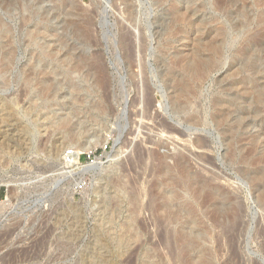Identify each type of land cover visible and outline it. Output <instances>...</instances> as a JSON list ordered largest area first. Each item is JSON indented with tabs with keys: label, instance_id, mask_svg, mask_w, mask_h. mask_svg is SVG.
Here are the masks:
<instances>
[{
	"label": "rangeland",
	"instance_id": "rangeland-1",
	"mask_svg": "<svg viewBox=\"0 0 264 264\" xmlns=\"http://www.w3.org/2000/svg\"><path fill=\"white\" fill-rule=\"evenodd\" d=\"M0 186V264H264V0H0Z\"/></svg>",
	"mask_w": 264,
	"mask_h": 264
},
{
	"label": "built area",
	"instance_id": "built-area-1",
	"mask_svg": "<svg viewBox=\"0 0 264 264\" xmlns=\"http://www.w3.org/2000/svg\"><path fill=\"white\" fill-rule=\"evenodd\" d=\"M111 140H108L105 144H100L95 146L90 152L85 151L79 154V161L82 163L81 156L85 154L87 156L88 162L83 165H88L92 163L102 164L109 160V151L111 150ZM78 155L77 148L75 146H70L67 148L62 155V162L66 168H72L75 163V156ZM86 179H80L75 183V189L80 192L86 188ZM1 188V186H0ZM7 196V195H6ZM2 200V199H1Z\"/></svg>",
	"mask_w": 264,
	"mask_h": 264
},
{
	"label": "bare ground",
	"instance_id": "bare-ground-1",
	"mask_svg": "<svg viewBox=\"0 0 264 264\" xmlns=\"http://www.w3.org/2000/svg\"><path fill=\"white\" fill-rule=\"evenodd\" d=\"M186 20H187V18H186ZM213 60V59H212ZM198 64V63H197ZM200 64V63H199ZM195 65V64H194ZM206 66V65H205ZM200 67V66H199ZM206 68V67H205ZM204 68V69H205ZM192 69V68H191ZM194 69V68H193ZM197 69H199V68H196V70ZM191 71V70H190ZM202 70L200 69L199 70V73L201 72ZM196 72H198V70L197 71H195L194 73L196 74ZM171 76V75H170ZM197 76V75H196ZM198 76H200V75H198ZM194 78V77H193ZM194 79H196V78H194ZM135 80V79H134ZM173 81V80H172ZM182 81V80H181ZM184 84H186V83H184ZM182 85V84H181ZM174 89V88H173ZM172 91V90H171ZM177 91V90H176ZM185 91V90H184ZM150 92V91H149ZM178 92V91H177ZM186 92V91H185ZM174 94H176V93H174ZM183 94H184V92H183ZM179 95H180V93H179ZM223 102V101H222ZM179 104V103H178ZM95 106V105H94ZM219 106V105H218ZM231 106V105H230ZM232 107V106H231ZM180 108V107H179ZM184 108V107H183ZM177 109V108H176ZM221 110V109H220ZM196 111V110H195ZM223 111V110H222ZM225 113V112H224ZM228 114V113H227ZM230 114V113H229ZM194 115V114H193ZM197 115V114H196ZM221 116V115H220ZM225 118V117H224ZM229 118V117H228ZM227 118V119H228ZM193 119H195V118H193ZM185 120V119H184ZM67 121V120H66ZM188 121V120H187ZM190 122H192V121H190ZM196 122H198V121H196ZM192 124V123H191ZM229 125V124H228ZM202 140V139H201ZM205 141V140H204ZM204 141L202 142V143H204ZM199 145V144H198ZM201 145V144H200ZM199 145V146H200ZM201 147V146H200ZM204 148V147H203ZM84 149V148H83ZM80 153H82L81 151H78V155H76L75 156V163H74V165H80V161H79V154ZM179 154V153H178ZM183 154V153H182ZM117 155H119V154H117V153H112L111 155H109V156H111L110 158H111V160H115L116 158H119V157H117ZM175 157V156H174ZM185 159V158H184ZM188 163V162H187ZM95 163H92V164H90V165H94ZM89 165V166H90ZM177 165V164H176ZM81 167V166H80ZM84 169V168H83ZM180 169V168H179ZM184 169V168H183ZM188 170V169H187ZM189 172V171H188ZM188 174V173H187ZM189 175V174H188ZM187 175V176H188ZM195 175V174H194ZM194 177V176H193ZM185 178V177H184ZM188 178V177H187ZM189 180V179H188ZM192 180H193V178H192ZM195 181H197V180H195ZM193 182V181H192ZM191 182V183H192ZM196 185V184H195ZM198 186V185H197ZM195 189V188H194ZM262 195H264V194H262ZM173 199V198H172ZM169 200V199H168ZM9 201V200H8ZM3 209H5V201L4 200H0V210H3ZM4 211V210H3ZM2 212V211H1ZM177 212H179V211H177Z\"/></svg>",
	"mask_w": 264,
	"mask_h": 264
}]
</instances>
